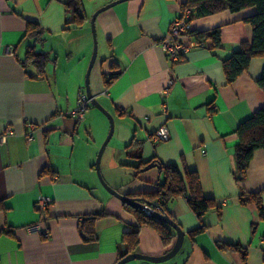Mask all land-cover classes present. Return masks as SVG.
<instances>
[{"label":"crops","instance_id":"1","mask_svg":"<svg viewBox=\"0 0 264 264\" xmlns=\"http://www.w3.org/2000/svg\"><path fill=\"white\" fill-rule=\"evenodd\" d=\"M116 1L81 0L85 19L77 25L57 0H0V137L10 131L0 143V264H116L129 255L123 235L135 220L107 189L128 198L152 193L164 180L159 168L144 166L152 159L176 165L182 176L185 169L194 172L202 196L218 208L199 221L187 197L169 203L184 241L165 264H264V220L255 206L239 202L240 191L261 192L264 212V151L253 153L240 184L233 178L237 127L264 106L256 84L264 58L252 59L231 84L222 67L242 42H251V28L242 20L254 10L193 20L194 32L221 27L220 47L204 41L174 64L159 44L186 0H128L96 16L97 53L88 87L113 120L96 171L109 120L91 105L82 121L68 114L78 93L86 94L91 18ZM28 23L39 26L38 39L27 36ZM29 50L46 57L42 76L25 62ZM160 127L170 139L155 144L151 137ZM42 198L51 201L43 214L35 209ZM94 215H102L94 224L96 240L85 242L80 223ZM33 224L49 238L28 234L25 228ZM201 225L204 231L190 237ZM219 243L246 255L221 250ZM172 245L143 227L132 254L160 257Z\"/></svg>","mask_w":264,"mask_h":264},{"label":"trees","instance_id":"2","mask_svg":"<svg viewBox=\"0 0 264 264\" xmlns=\"http://www.w3.org/2000/svg\"><path fill=\"white\" fill-rule=\"evenodd\" d=\"M65 8V12L69 17V23L80 25L84 21V16L81 8V0H57ZM253 9L254 13L242 20L244 24L250 26L252 31L251 42H242L232 56L222 62V67L227 84L233 83L249 67V63L255 58H264V0H186L181 6L182 14L189 10L191 16L190 24L197 18L209 17L215 14L228 11L230 13H238L244 10ZM41 35L39 26L36 23H28L27 36L38 39ZM191 37L198 40L201 44L204 41L212 43V48L216 49L221 44V27L214 28L203 32L192 31ZM25 62L32 63L41 76L43 74L46 57L42 54L35 53L29 50ZM111 80V79H110ZM105 82L107 86L111 81ZM257 86L264 93V67L260 78L257 81ZM238 136V144L234 148V169L233 178L235 182L240 184L246 177L247 170L256 150L264 151V106H262L249 119L239 124L236 130ZM129 145L126 148L130 149ZM139 146V144H136ZM153 164L159 168V172L163 175V182L157 184L156 189L152 193L138 194L130 197L139 204L145 206L151 212L168 214L167 206L169 203L179 197H187L189 209L197 216L199 221L209 210L218 208L211 199L204 198L201 194V189L197 175L194 172L185 169L183 176L180 174L176 165L163 166L157 160H150L144 166ZM239 202L242 205L255 206L258 217L264 220V212L261 204V192L245 193L240 191ZM156 203V204H155ZM123 209L130 214L135 220V225L130 231L123 235V243L127 248V252L132 254L138 247V234L141 228L146 227L157 233L161 243L164 246H171L174 240V231L166 224L152 219L149 215L140 209L123 204ZM102 215H94L86 218L80 223L79 233L83 241L91 242L96 240L94 232V224ZM172 220V219H171ZM204 226L201 225L197 230L190 233V237H194L197 233L204 231ZM219 249L240 252L243 258L246 251H242L236 245H226L219 243ZM121 257L120 259H122Z\"/></svg>","mask_w":264,"mask_h":264},{"label":"built area","instance_id":"3","mask_svg":"<svg viewBox=\"0 0 264 264\" xmlns=\"http://www.w3.org/2000/svg\"><path fill=\"white\" fill-rule=\"evenodd\" d=\"M190 16V12L186 11L184 14H181V16L176 18L169 27L167 37L160 41L159 45L161 50L165 54L167 61L171 64L179 62V60L191 50L202 47V44L198 40L191 37L193 29L189 22ZM10 52L11 50L9 49L8 53ZM170 86L171 82L168 83V86L162 92L163 95L167 94ZM89 105L90 100L87 98V95L85 93H78L76 106L69 112L68 116L76 121L84 120L85 112ZM9 134L10 131L5 132V134L0 137V143H2L5 140V137ZM169 139L170 135L166 127H160L151 137V140L155 144L166 143ZM29 140L30 138L28 141ZM50 202L51 201L47 198L39 199L35 204L36 211L43 214L48 209ZM25 230L28 234L39 235L44 239L49 238L48 231L38 224L27 226Z\"/></svg>","mask_w":264,"mask_h":264},{"label":"water","instance_id":"4","mask_svg":"<svg viewBox=\"0 0 264 264\" xmlns=\"http://www.w3.org/2000/svg\"><path fill=\"white\" fill-rule=\"evenodd\" d=\"M128 0H118L116 2H113L107 6H105L104 8H101L100 10H98L91 18L90 21V25H91V32H92V36H93V54H92V58L89 64V69L87 72V77H86V95L87 98L90 100V105L97 108L102 114H104L108 120H109V124H110V130H109V134L106 138V140L104 141V143L102 144L98 156H97V160L95 162V167H96V171L99 170V162L102 156V153L105 149V146L107 145L109 139L112 136L113 133V120L111 118V116H109L100 106L99 104L94 100L93 96L91 95L90 91H89V87H88V73L91 70L93 63L95 62L96 59V53H97V43H96V35H95V27H94V21L96 16L111 8L114 7L115 5L125 2ZM154 165L150 164L149 166H147V168H153ZM146 168V169H147ZM107 191L112 194L114 197H116L117 199H119L123 204H126L128 206L131 207H135L137 209H140L142 211H145L150 218L158 220L164 224H166L169 228H171L174 232H175V241L171 247V249L169 250V252L167 254H165L164 256H160V257H148V256H143L140 254H129L125 257H123L122 259H120L116 264H127L129 262L135 261V260H142V261H147L150 262L152 264H165L167 262H169L170 260H172L180 251L183 241H184V233L181 231V229L171 220L169 219V217H167L166 215H163L161 213L158 212H151V210H148L145 206L139 204L137 201L128 198L126 196H121L120 194H118L116 191L113 190H108Z\"/></svg>","mask_w":264,"mask_h":264},{"label":"rangeland","instance_id":"5","mask_svg":"<svg viewBox=\"0 0 264 264\" xmlns=\"http://www.w3.org/2000/svg\"><path fill=\"white\" fill-rule=\"evenodd\" d=\"M99 40L101 41V37L99 36ZM99 55H100V51H99ZM134 262H136V261H134ZM133 262H131V263H129V264H132Z\"/></svg>","mask_w":264,"mask_h":264}]
</instances>
